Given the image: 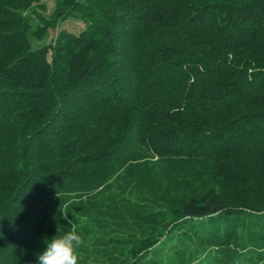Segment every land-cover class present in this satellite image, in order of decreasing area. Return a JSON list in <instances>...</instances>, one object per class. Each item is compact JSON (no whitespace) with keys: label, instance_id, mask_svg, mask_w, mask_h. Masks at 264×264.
<instances>
[{"label":"trees","instance_id":"1","mask_svg":"<svg viewBox=\"0 0 264 264\" xmlns=\"http://www.w3.org/2000/svg\"><path fill=\"white\" fill-rule=\"evenodd\" d=\"M46 9L0 0V264H264V0Z\"/></svg>","mask_w":264,"mask_h":264},{"label":"clouds","instance_id":"2","mask_svg":"<svg viewBox=\"0 0 264 264\" xmlns=\"http://www.w3.org/2000/svg\"><path fill=\"white\" fill-rule=\"evenodd\" d=\"M46 249L37 256V264H80L84 240L75 226L62 235L45 240Z\"/></svg>","mask_w":264,"mask_h":264},{"label":"rangeland","instance_id":"3","mask_svg":"<svg viewBox=\"0 0 264 264\" xmlns=\"http://www.w3.org/2000/svg\"><path fill=\"white\" fill-rule=\"evenodd\" d=\"M46 3L47 9L45 13H48L52 7V0H42ZM83 28V24L80 20L75 18H68L62 22H59L55 28L49 29L47 33L41 39H33L32 47H39L46 43H55L61 40L60 32L68 33H78ZM113 256L117 257L119 261H123L126 257L125 250H119L117 252L111 253Z\"/></svg>","mask_w":264,"mask_h":264}]
</instances>
